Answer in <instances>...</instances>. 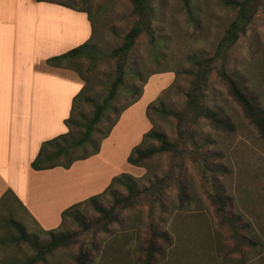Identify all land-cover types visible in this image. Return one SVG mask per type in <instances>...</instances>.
I'll list each match as a JSON object with an SVG mask.
<instances>
[{"label":"rangeland","instance_id":"374dc122","mask_svg":"<svg viewBox=\"0 0 264 264\" xmlns=\"http://www.w3.org/2000/svg\"><path fill=\"white\" fill-rule=\"evenodd\" d=\"M56 1L87 11L93 24V36L81 55L57 64L84 86L74 110L69 141L81 135L95 105L102 103L117 79L114 52L122 45L136 17L127 0ZM151 6L154 39L142 33L129 51L122 85L95 130L106 132L116 117L118 125L116 122V129L112 131L113 126L102 140V135L92 133L91 139L100 140V145L98 157L89 162L93 170L91 167L86 170L87 177L93 173L100 180L111 174L112 178L128 176L125 179L138 191L168 174L172 158L162 153L141 166H131L127 157L134 147L158 146L156 141L144 139L150 130L164 134L168 141L176 139L177 119L173 114L186 113L187 93L193 79L187 71L193 69V58L212 57L236 17V10L224 7L220 0H190V12L182 0H151ZM227 69L255 96L264 111V14L260 9L229 50ZM157 81L161 83L154 91ZM205 85L203 103L220 112L230 127L216 129L204 119L194 126L196 139L205 143L201 151L211 171L203 174L195 163L185 159L177 172L178 181L163 190L160 199L164 209L157 210V231L161 237L156 241L158 252L151 264L245 263L248 256L244 255L242 262L234 252L240 235L255 243L251 249L253 254L264 255V138L245 118L241 107L213 71ZM93 149V145L86 144L71 152L81 157L90 155ZM209 175L216 179L214 185L220 189L219 196L228 202L225 217L219 215L216 201L210 196L213 187L206 180ZM127 191L125 182L111 183L110 180L95 195L102 193L98 204L108 209L114 203L113 197L124 198ZM90 196L94 195L82 201ZM75 216L79 219L67 217L52 231L74 234L77 242L49 251L44 247L50 241L47 231L29 220L16 201L7 199L0 206V264H77L82 244L89 252L86 264H144L152 238L149 223L153 214L149 199L121 210L118 221L105 231L96 229L99 213L92 205H81ZM227 216L238 219L237 224L243 226L237 227L239 236L231 233ZM10 220L23 225L30 242L19 239ZM252 253L248 260L253 257Z\"/></svg>","mask_w":264,"mask_h":264},{"label":"crops","instance_id":"0c3cea01","mask_svg":"<svg viewBox=\"0 0 264 264\" xmlns=\"http://www.w3.org/2000/svg\"><path fill=\"white\" fill-rule=\"evenodd\" d=\"M92 36L86 12L45 1L0 0V206L12 198L43 231L59 228L63 211L103 191L112 179L86 176L98 154L68 169L31 168L43 142L68 132L72 99L83 87L48 60ZM248 257L243 264H264L263 254Z\"/></svg>","mask_w":264,"mask_h":264},{"label":"trees","instance_id":"16d2710c","mask_svg":"<svg viewBox=\"0 0 264 264\" xmlns=\"http://www.w3.org/2000/svg\"><path fill=\"white\" fill-rule=\"evenodd\" d=\"M38 2H52L62 6L70 7L65 3L56 0H36ZM133 6V14L136 17V21L130 31L125 35L122 45L117 48L114 52V57L117 58L116 70L117 79L112 82L109 89L108 95L104 98L101 104L95 105V110L92 117L86 121L84 125V131L80 136L67 140L71 136L72 126L74 124L73 114L76 105L79 102L81 94L84 90V86L81 88L78 94L74 96L71 104V112L69 118L65 121V125L68 128L66 134L57 136L54 139L45 141L41 144L38 155L31 163V168L33 170H46L57 166L68 169L75 161L84 160L92 155H95L99 151V141L106 138L118 120V117L110 125L106 132L102 133L99 130H95V126L98 124L100 119L103 117V113L109 109L111 102L114 100L116 91L123 82L124 75V65L127 62L128 53L132 49L135 40L142 33L149 35L150 39H154L155 30L153 29L151 22L154 18V10L151 6V0H127ZM184 7L190 12V0H182ZM224 7H228L236 10V17L232 21L229 27L225 30L223 37L220 39L216 45L214 54L210 58H193L191 71H187L189 75L192 76L191 87L187 93V108L185 114H173L177 119L176 124V139L168 141L164 134L150 130L144 135V139H152L158 143L157 147H146L141 148L140 146L134 147L127 157V163L131 166H141V164L150 159L153 156L166 153L172 158V166L165 176L156 179L147 188L141 191L135 189V187L129 183V180L125 179L128 176H115L111 179V183L125 182L127 188V196L124 198H114V203L110 208L106 209L100 204H98V199L101 194L92 196L85 201L76 203L65 211L62 212V221L67 217L75 216L78 213V208L83 204H90L99 213V221L96 223V229L105 231L107 227L118 221V216L121 210L132 207L138 201L148 200L152 205V220L149 223V230L151 231L152 238L148 242V247L146 249L144 264H151L154 255L158 252V247L156 241L161 237V234L157 231L158 211L164 209L161 203V194L163 190L178 181L177 172L180 170L182 163L185 159H190L195 163L203 174L208 173L211 169L206 164L207 157L204 156L203 145L205 143H200L194 132V126L197 121L204 119L208 121L216 129H227L229 128L228 122L221 115L220 112L209 109L203 103V90L206 87L205 81L209 74L213 71L219 80L226 86L228 93L233 97L237 104L241 107L244 116L251 125L257 130L259 135L264 138V111L259 107L256 102V98L253 94L247 92V90L242 86L239 79H234V74L227 69V62L229 58V50L233 44L238 40L239 34L244 32L245 26L250 22L252 15L260 9L264 14V1L262 0H220ZM72 8V7H70ZM75 9V8H72ZM78 11L86 12L89 20L91 17L89 13L85 10L77 9ZM92 23V22H91ZM93 25V24H92ZM87 43L74 48L60 56H55L48 60L49 64L57 65L59 62L69 61L77 58L81 55V52L87 46ZM134 102V101H133ZM132 102V103H133ZM131 105V104H130ZM128 107V106H127ZM126 107V108H127ZM124 108L123 110H125ZM93 132L99 133L101 136L100 140H92L91 135ZM90 144L94 146L93 152L90 155H84L81 157L73 156L71 151L76 149H81L84 145ZM99 144V145H98ZM98 145V146H97ZM62 159V160H61ZM206 180L212 182L213 191L210 192V196H213L217 204V212L221 217H225L227 201L219 196L220 189L218 186L214 185L216 179L209 175ZM111 185V184H110ZM108 187L107 189H109ZM106 189V190H107ZM105 190V191H106ZM104 191V192H105ZM228 227L231 229V233L234 236H239L237 227L240 229L243 226L238 225V219L227 216L226 218ZM9 224L18 231V237L20 240L25 242H30V237L26 234L24 227L21 223L14 220H10ZM82 226H85L83 224ZM98 227V228H97ZM86 230H88L86 228ZM50 236V241L44 246L47 250H55L61 247H67L69 245L75 244L77 242V237L68 234H55V232L47 231ZM239 243L236 245L237 248L234 252L240 255V260L243 262V256H246L248 248L254 246V242H251L246 236L237 237ZM88 249L82 244L79 247V253L76 257L77 264H86L88 260ZM27 264H30L27 263ZM243 264V263H241Z\"/></svg>","mask_w":264,"mask_h":264}]
</instances>
